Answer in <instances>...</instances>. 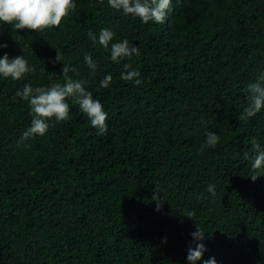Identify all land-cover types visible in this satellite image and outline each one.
<instances>
[{
    "label": "trees",
    "instance_id": "obj_1",
    "mask_svg": "<svg viewBox=\"0 0 264 264\" xmlns=\"http://www.w3.org/2000/svg\"><path fill=\"white\" fill-rule=\"evenodd\" d=\"M101 27L114 32L109 44L126 37L139 55L111 61L87 37ZM0 42V54L34 66L0 78V264H187L196 227L202 259L264 264V172L244 157L254 141L264 145V108L241 117L246 85L264 73V0H172L163 23L77 0L59 26L0 22ZM125 62L140 83L120 78ZM63 64L101 101L106 132L66 98L67 120L18 143L31 117L16 89L62 83ZM106 72L112 81L100 88ZM206 129L219 141L201 150Z\"/></svg>",
    "mask_w": 264,
    "mask_h": 264
},
{
    "label": "clouds",
    "instance_id": "obj_2",
    "mask_svg": "<svg viewBox=\"0 0 264 264\" xmlns=\"http://www.w3.org/2000/svg\"><path fill=\"white\" fill-rule=\"evenodd\" d=\"M77 0H0V22L9 23L13 29H34L37 32L46 26H59L62 17H65L69 10L74 9ZM172 0H107V4L114 10L121 11L130 18L138 17L141 22L147 23L153 21L163 23L166 12H168ZM114 32L111 28L101 27L99 32H94L91 28L87 32V37L94 43H99L109 51V59L115 63H120L126 57L134 54L139 55L137 44L130 42L126 37L112 40ZM6 42H0V48H6ZM60 61V53L56 51L55 58L51 62ZM84 63L90 68L95 69L96 60L93 59L90 52L83 56ZM122 68L127 71L120 72V78L132 83H140V73L137 68H133L129 63L122 64ZM78 75L79 70L74 65L63 64L61 72L64 74V81L53 82L49 85H33L25 82L22 88H17L15 95L21 99L27 100L29 104V115L31 117L29 125L23 130L20 140L32 138L35 135H43L53 121L59 122L67 120L70 114V106L66 98H71L79 105V109L94 126L98 134H103L107 130L105 111L101 101L93 97L92 91L85 87L88 84L87 79L80 77L74 78L68 75L69 71ZM34 71V66L28 62L23 54L10 56L8 52L0 54V78L19 79L26 73ZM112 81V73L106 72L98 81L100 88L109 87ZM249 92V103L246 104L241 113L242 118H247L264 108V73L257 76L255 81L246 85ZM219 141V136L215 131L205 130L204 140L201 144V150L205 146H215ZM252 152H245L244 157L249 161L251 170H260L264 172V145L258 142L252 143ZM255 180L257 175H248ZM207 190L214 193L215 185L209 183ZM153 200L157 201L159 208V194L152 195ZM192 217V211L186 214ZM189 235L194 241L195 246H189L186 251L187 264H218L213 256L202 259L205 251L203 243L204 232L195 228ZM162 242H166L167 237H161Z\"/></svg>",
    "mask_w": 264,
    "mask_h": 264
}]
</instances>
